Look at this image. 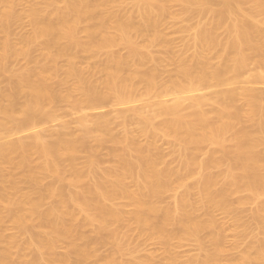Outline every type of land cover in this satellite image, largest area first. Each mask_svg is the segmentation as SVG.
I'll return each mask as SVG.
<instances>
[{"label":"bare ground","instance_id":"bare-ground-1","mask_svg":"<svg viewBox=\"0 0 264 264\" xmlns=\"http://www.w3.org/2000/svg\"><path fill=\"white\" fill-rule=\"evenodd\" d=\"M20 1H25L26 3H23L28 5L26 11L20 12H25L30 18L31 28L33 26L31 29L33 38L26 40L23 38L21 42L31 43L33 39L34 42L41 40L42 43L38 41L39 49L47 52V59L50 58L53 63L56 60L60 63L58 59H65L66 65L63 66L61 62L63 67L55 68L57 64L52 67L51 63H48V67L40 65L39 68H34L36 70H29L30 66L25 65L29 69L25 67L26 69L19 73L15 71L13 78L8 79L10 81L8 85L5 87L3 84V89L0 88V140L4 136L7 137L3 139L7 140L14 134L28 128L33 129L46 120H52L58 108L68 103H74L72 106H76L79 110H96L107 104L124 106L141 99L144 101L147 100V96L152 95L156 97L177 95L178 98L173 102L174 104L171 103L172 105L164 101L157 104L154 103L155 101L153 104L151 102L152 106L147 103V107L153 112L151 116L148 115L149 113H145L147 114L145 116L143 112L145 107L141 110L132 107L130 113L124 110L123 112L120 110V113L116 112L119 114L117 116L119 120L114 121L115 126L119 121L125 128V130L123 128L125 132H120L121 134L118 135L113 133L117 132L121 125L118 123L120 126H116L117 129L113 130V121L109 119L114 114L109 115L107 119L105 116L87 114L79 121L83 126L82 133L80 132V136L73 139H67L63 133H60L55 135L52 142H47L40 133L35 132L30 139L27 138L29 140L0 141V244L5 245L0 249V264H89L88 262L93 261L91 259L94 257L93 264H98L95 262L98 261L97 248L102 243L101 240L102 244H106L104 234H107L108 240H112L109 241L110 245L116 246L114 245L113 248V256L110 253V256L106 255L100 259L108 260L109 264H153L152 259L147 257L138 258L141 260L126 259L127 261L118 259L119 254L125 255L124 240L129 236L128 230L135 229L133 223L138 227L135 230L140 229L141 234L161 241L167 251H165L166 258L162 259H165L163 263L166 264H264V238L263 240L257 238V241H254L256 243L253 242L255 245H250L238 256L226 258L223 232L227 230V226L224 229L225 222L222 223L223 221L215 217L220 211L226 212L227 215L231 214L236 207L233 208L232 202L236 200L232 201V197L243 194L242 198L240 196L241 203L256 205L254 218L261 224L260 230L264 234V151L261 150L264 147V106L261 97L260 104L258 96L251 90L240 89L239 92L238 89L234 91L233 87L231 91L230 87L229 92L225 89L226 92L220 94L224 90V85L225 87L227 85L225 83L229 75L239 78L249 63L264 59V20H257L256 13V9L263 8L262 0H249L252 6L253 4L256 6V9L252 8L254 11L252 9L249 11V8V12L245 11V7L243 9L241 0L239 2L238 0L218 2L216 0L214 2L213 0H130L135 9H130L135 11L130 14L121 13L127 8L124 7L123 10L119 6L127 5L119 0H0V6L4 7L3 12L0 13V35H7L12 24H16L15 22L21 18V13H16ZM172 1L173 3L175 1L176 5L181 4L183 9L186 8V13L190 14L188 10H191L195 17L197 14L212 13L213 18L211 20L210 17L211 21L208 23L205 21L204 25L198 23L199 29L194 43L197 53L194 61L189 62L184 56L168 61L162 59L168 64L170 61L175 65L174 70L167 68L170 70L168 71L164 66L163 71L158 65L157 68H153L155 65L152 64L158 58L156 56L157 59L153 58L151 54L154 53H151L150 48L153 45H165L169 49L173 47L174 42L167 38V34L162 33L166 29L164 26L170 23L164 21L173 20L172 18L175 20L178 17L176 14L173 17L171 13L173 4L170 3L171 11L170 6H167L168 2ZM129 2L127 4H130ZM215 6H219V9H214ZM183 12L185 13V10ZM222 31L226 33V38L223 40L219 38ZM82 32L87 34L88 40L80 35ZM8 36L13 38L9 34ZM140 39L142 42H139ZM9 45V40L0 43L1 79L9 78L8 69L12 73L14 70L11 69L13 65L10 64V68L7 64L12 57L4 50ZM18 45L16 49H13L15 46L12 49L10 47L12 51L15 50V56L20 58L34 56L30 54L32 49L26 48V44L20 45L19 49ZM115 47H126L128 54L115 53ZM78 48L82 51L79 55L86 53L94 57L99 53L106 57L103 65L100 66V62L95 63L99 67H92L94 71H88V67L93 64L86 69L89 74L90 71L93 72L94 76L97 75L95 71L99 72V75L105 74L102 75L104 79L101 80L98 79L99 75L98 78L92 75L98 79V82L100 80L99 83H92L94 79L91 78V74L90 80L89 74L86 75L88 72L79 68L80 60L87 61H83L82 56L86 58L89 55H82L80 58L76 51ZM212 53H216L215 57L217 55L221 58L222 65L219 67L212 65V58H215L211 57ZM15 56L14 58L19 60V57ZM33 63L32 65L36 67ZM36 63L38 66L39 62ZM155 63L161 64L160 61ZM165 71L170 72L169 74L167 72L170 77L163 73ZM61 74L63 77L60 76ZM162 74L169 78L166 84L161 83ZM5 75L6 77H3ZM58 75L61 78L58 79L61 80L60 84L55 83V80L58 81ZM53 78L54 81H51ZM49 81L53 82L52 85ZM157 81H161L160 84ZM54 83L57 86L53 85ZM214 83L221 86L224 84L223 88L218 87L223 90L220 91L218 88L219 92L216 90L220 95L218 93L212 96L199 95L202 92L200 90ZM158 84H163V87ZM195 92L199 97L192 96L187 100L186 94L196 96ZM181 94L185 95L180 97ZM240 99L244 101L243 104L240 103L242 106L237 104L242 102L239 101ZM187 101H191L188 107ZM155 120L161 122L154 125ZM135 122L145 124L138 136L127 131L128 125L136 124ZM139 134L147 139L146 145L144 143L141 145ZM159 138L178 147L179 154L181 153L183 157H180L182 159L180 169H173L165 162V156L162 150L160 154L157 145ZM91 140H93L92 145L96 141L94 145L98 149V144L114 143V148L111 150L113 157L110 156L115 159V162H111L112 165L114 164L111 165L112 167L102 169L101 163L104 161H100L97 154H94L96 156L94 157L90 151L93 157L88 158L89 163L88 161H86L87 165L86 162L84 163L86 167H83L84 164L80 165L77 158L80 153L79 144H88L87 142ZM92 145L87 146L89 150L90 148L91 151L98 150L93 149L94 145L93 147ZM205 145L213 147L214 150L211 151L209 148L210 153L202 160L198 158L200 155L198 153L204 152L201 149ZM83 146H81L82 150ZM35 156L36 161L38 158L37 162ZM7 166L15 170L20 168V174L24 175H20L23 180L20 181L18 179L20 177H16L19 174L13 173L12 169L7 171ZM67 170H69L68 175H71L70 180L64 177ZM46 178L53 179V183L50 185L44 183L48 186L43 187ZM188 178L192 180V182L189 180L191 184L184 185ZM65 180L69 182L65 183ZM128 180L133 181V187L129 186L133 184L128 183ZM22 181L23 184L27 183L26 186L30 185L31 189L21 186ZM21 187H24L26 192ZM180 189L183 192H178ZM168 192L176 193L174 205L162 207L161 200ZM51 198L54 199L53 204L44 209L43 205L44 207L48 205L45 201ZM120 200H127L130 205L120 206L117 204ZM238 200L239 198L237 202ZM243 204L241 205L245 206ZM130 206L132 209L127 211L126 207ZM202 211L206 216H210L206 219L202 218ZM5 217L13 223L9 222L16 228L12 226L14 230H18L15 233L19 234L13 236L12 233H9L10 236L5 234L7 230L5 227L4 232L3 224L8 221L4 223ZM78 218L82 219L81 222ZM121 227L128 228L129 233H123L121 230L123 233L121 234H125V237L121 235L123 241L119 243L120 239L118 241L117 238H120L118 233L120 230L117 229ZM86 228L101 234L98 235L100 240L87 236L84 233ZM203 233L207 234V237L202 236ZM102 235L105 236L104 239H101ZM21 237L25 239L24 243L21 241L22 246L19 243ZM173 240L194 241L201 250L209 245V250L201 257L184 261L173 252ZM62 244L67 250L65 254L60 255L57 254L56 248ZM17 247L21 249H18L20 251L18 259L15 254L18 253ZM118 261L120 263H117Z\"/></svg>","mask_w":264,"mask_h":264},{"label":"rangeland","instance_id":"rangeland-1","mask_svg":"<svg viewBox=\"0 0 264 264\" xmlns=\"http://www.w3.org/2000/svg\"><path fill=\"white\" fill-rule=\"evenodd\" d=\"M116 1V0H115ZM119 1H121V3L122 4H125V5H127V6H124V5H120L119 7L121 8L122 7V9L124 8V7H126L127 9H123L124 11H121V13H123V14H130V13H133V12H135V11H131V10H133L134 9V5L132 4V2L130 1V0H126V1H124V2H122V0H119ZM130 1V2H129ZM169 1V0H168ZM208 1H210V0H208ZM212 1V0H211ZM219 0H216V2H218ZM240 0H238V2H239ZM244 3H243V2ZM251 1V0H250ZM249 0L247 1V0H241V2L240 3H242L243 4V9H245V11H248V9H249V11L252 9V8H254V9H256V6H254V4H253V6H252V4H251V2H250ZM21 2V1H20ZM23 2H25V1H22L21 3H19L18 2V4H17V6H18V8L16 7V9L17 10H19V12H17V10H16V13H18V14H20L22 11H26L27 9L26 8H28L27 6L28 5H26L25 3H23ZM130 3V4H127V3ZM213 2H214V0H213ZM245 2H247V3H245ZM264 0H262V7L264 8ZM120 3V4H121ZM173 4L172 6H173V12H171V13H173V17H175V14L176 15H178V17H176V19L174 20V18H172L173 20H171V19H169V20H165L164 22H166L167 23V21H168V23H169V25H166V26H164L165 24H163V26L166 28H164L165 30V33H164V31H162L163 29H162V27H161V31H162V33L165 35V34H167L168 35V37H167V35H166V37L172 42H174V44H172L173 45V47H172V49H169L168 47H166L165 45H162V46H159V45H153V46H151V50L150 51H152L151 53H154V54H151V55H153V58L155 57L158 61H160V63L161 64H159V63H155V62H158L157 60L151 65L153 68H157L158 66V68L160 69V67L162 68V70H163V67H164V69H166V70H168V69H175V65L173 64H171V62L169 61V64L171 65V67H169L170 65L168 64V62L166 63V62H164L163 60H166V61H168V60H170V59H178L180 56H184L185 58H187V60L189 61V62H193L194 61V57H195V53H197L196 51H197V49L196 48H194V43H195V37H196V34H197V31H198V27H199V24L200 25H204V24H206V22L208 23V22H210L211 20H212V18H213V15H212V13H208V14H204V15H199V14H197V17H195L196 15H194V13L191 11V10H188V11H190L191 13L189 14V12L188 13H186L187 12V9L186 8H184L183 9V6L181 5V4H174V3H176L175 1H174V3H173V1L172 2H168V4H167V6L169 7V10L171 9L172 10V6H171V4ZM22 4V5H21ZM132 4V5H131ZM63 5V3L61 4V6ZM130 5L132 6L131 8H130ZM180 5V6H179ZM249 5H251V6H249ZM2 6V5H1ZM0 6V13H2L3 12V6L1 7ZM26 6V7H25ZM24 7H25V9H24ZM245 7V8H244ZM133 8V9H132ZM263 8H259V9H256L257 11H256V13H257V20H259V19H261V21H263L264 19V9ZM116 9H118L119 11H120V9L119 8H116ZM115 9V10H116ZM131 9V10H130ZM183 9V10H182ZM214 9H216V10H218L219 9V6H215L214 7ZM2 10V11H1ZM22 10V11H21ZM118 10H116V11H118ZM135 10V9H134ZM170 10V11H171ZM185 10V13L183 12ZM253 10V9H252ZM21 11V12H20ZM118 11V12H119ZM248 11V12H249ZM254 11V10H253ZM259 11V12H258ZM1 15V14H0ZM21 18L17 21V22H15L16 24H12V26H11V28H10V31H9V35H11L13 38L11 39L10 38V36H8V34L6 35V34H2V35H0V43L1 42H3V40H9V42H10V45L8 46L9 47V49H8V47L7 48H5L4 50L7 52V53H9L10 55H11V57L13 58H10V60L8 61L9 63H7V64H9V67H10V64H11V66H12V68L11 69H14V70H12L13 71V73L11 72V70L10 69H8L9 70V72H11V73H7V75L9 76V78L8 77H6V75L5 76H3V77H6V79L8 80H11L12 78H13V75L14 74H16V72L15 71H18L17 73H19V72H21V70H25L26 68L25 67H27V66H25V65H28V66H30V69L27 67V69H29V70H36L37 68H39L40 67V65H41V67H43V66H45V67H48V63L50 64L51 63V66L52 67H54V64L56 65L57 64V66H55V68L57 67V68H61V67H63L64 66V64L66 63V61H65V59L64 60H62V59H58V60H60V63H59V61H54V63L52 62V60L50 59V58H48L47 59V52L46 51H44V50H42L41 48V50L39 49V43H38V41H41V40H38V41H36V42H34V39L31 41V43L28 41L27 43H22L23 42V40L25 39H31V38H33V37H31V35H32V31H31V29L33 28V26H32V28H31V21H30V18L28 17V16H26L25 15V12H23V13H21ZM24 16H25V18H24ZM259 16V17H258ZM172 17V16H171ZM211 17V18H210ZM202 18V19H201ZM211 20H210V19ZM206 19V20H205ZM208 19V20H207ZM206 21V22H205ZM200 22V23H199ZM20 23V24H19ZM167 23V24H168ZM199 23V24H198ZM198 26V27H197ZM13 27H15V28H13ZM179 28H181L182 30H180ZM14 31H13V30ZM178 29H179V31H178ZM12 30V31H11ZM184 30V31H183ZM14 32V33H13ZM13 35H12V34ZM29 33V34H28ZM26 34H27V36H26ZM84 34V35H83ZM226 33H224V31H222V32H220V34H219V38L220 39H225L226 38V35H225ZM22 35H24V37L22 36ZM30 35V36H29ZM80 35H82V37L84 38H87V34L86 33H84V32H82V33H80ZM22 36V37H21ZM27 37V38H26ZM30 37V38H29ZM82 37H80L83 41H84V39L82 38ZM8 38V39H7ZM11 40H10V39ZM24 38V39H23ZM171 38V39H170ZM14 39V40H13ZM19 39H20V41H19ZM22 39V40H21ZM13 40V41H12ZM85 40H88V38L87 39H85ZM12 41V42H11ZM19 41V42H18ZM22 41V42H21ZM142 42V39H140L139 40V42ZM21 42V43H20ZM15 45H14V44ZM41 43H42V41H41ZM19 44V45H18ZM24 44H26L25 46H26V48H28L29 47V50H30V48L32 49V51L30 50V54L33 56V57H30V56H28V58L27 57H24V58H20L19 56H15L14 55V51L15 50H11L12 49V47H14L15 46V48H13V49H16L17 48V45H18V49H19V47L21 48V46L20 45H24ZM30 44H32V45H29ZM41 45V44H40ZM157 46H159V48L157 47ZM10 47H11V49H10ZM156 48V49H155ZM8 49V50H7ZM195 49H196V51H195ZM12 52H11V51ZM168 50V51H167ZM43 51H44V53H43ZM53 51V50H52ZM76 51H78L77 53H78V55H79V52H81L82 53V51L78 48V49H76ZM171 51H173V52H171ZM46 52V53H45ZM114 52L115 53H119V54H125L126 53V55L128 54V49L125 47H118V48H114ZM168 52V53H167ZM80 53V58H81V56L82 55H89V54H86V53H83V54H81ZM101 53V52H100ZM173 53V54H172ZM184 53V54H183ZM29 54V55H30ZM44 54V55H43ZM104 54L106 55V53L104 52ZM121 54V55H122ZM182 54V55H181ZM193 54H194V56H193ZM213 54V56L211 55V57H215V54L216 53H212ZM98 55V56H97ZM96 56H92V55H89V57H86L85 58V56H82V58L81 59H83V61H85V60H87V61H85V62H82L81 60H80V63H79V68L80 69H82L84 72L86 71V73L89 71V70H91V71H94V68L95 67H99V65L100 64H102L103 65V63L106 61V57L103 55V54H97ZM14 56L17 58V57H19V60L18 59H15L14 58ZM176 57V58H175ZM26 58V59H25ZM32 60H35V61H32ZM35 58V59H34ZM88 58V59H87ZM11 59H12V62H13V64H12V62H11ZM23 59H25V62L23 63ZM46 59H47V61H46ZM163 59V60H162ZM14 60V61H13ZM16 60V61H15ZM20 60H22V61H20ZM45 60V61H44ZM105 60V61H104ZM264 60V59H263ZM263 60H259V62H258V60H255V61H252L251 62V64L249 63L248 64V66L243 70L244 72H242V77L241 76H239V78H236V76L235 75H233V76H231V75H229L228 76V81L225 83V84H227L226 85V87H225V85H224V88H223V85L221 86V85H216L215 83L214 84H211V85H209V87L208 88H204V90H200V91H202V92H200V91H197V93H199V95L200 96H202V95H206V96H212V95H217V93L219 92V90L218 89H220V91L221 90H227L228 89V91L227 92H229L230 90L231 91H233V89L235 88V90L234 91H237L236 89H238V91L241 89L242 91H245V90H251V92L252 93H254L255 95H257L258 96V101H259V103H260V97H261V103H263L262 105L264 106V61ZM17 61H19V62H17ZM31 61V62H30ZM36 61L37 62H39V64H38V66H37V63H36ZM256 61H257V63H256ZM16 62V63H15ZM27 62H29L30 64H28ZM32 62H34L33 64L36 66V67H34L33 65H32ZM41 62V63H40ZM46 62V63H45ZM56 62V63H55ZM61 62L63 63V66H62V64H61ZM100 62V63H99ZM254 62V63H253ZM36 63V64H35ZM53 63V64H52ZM82 63V64H81ZM84 63V64H83ZM95 63H99V65H96ZM167 65H166V64ZM46 64H47V66H46ZM59 64V65H58ZM93 64V66H89V65H92ZM95 64V65H94ZM43 65V66H42ZM66 65V64H65ZM150 65V64H149ZM149 65H148V67H149ZM158 65V66H157ZM212 65L214 66V67H219V65H222V60H221V58L220 57H218L217 55H216V57L215 58H212ZM50 65H49V67H51ZM61 66V67H60ZM83 68H82V67ZM87 66H89L88 67V71L86 70L87 69ZM101 66V65H100ZM167 66V67H166ZM173 66V67H172ZM8 67V68H9ZM14 67V68H13ZM21 67H22V69H21ZM24 67V68H23ZM90 67H91V69H90ZM92 67H94V68H92ZM152 67H150V68H152ZM259 67V68H258ZM262 67V68H261ZM34 68H36V69H34ZM168 68V69H167ZM260 69V70H259ZM20 70V71H19ZM161 70V69H160ZM90 71V74H91V78H93L94 80L92 81V83H95V82H98L97 80L98 79H104V77L102 76V75H104L105 76V74H101V75H99L100 73L99 72H97V71H95L96 73H97V75H93L94 73L93 72H91ZM164 71V70H163ZM168 71H170V70H168ZM168 71H165V72H163V73H165V75L167 74V72ZM262 71V72H261ZM261 72V73H260ZM93 73V74H92ZM170 72H168V74H169ZM88 74H89V72L86 74L87 76H88ZM90 74H89V79L91 80V78H90ZM166 75V76H168V77H170V75ZM259 74H260V76H259ZM95 77V78H98V79H95L93 76ZM99 75V76H98ZM246 75V76H245ZM60 76H62V74L60 75ZM98 76V77H97ZM161 76H163V77H165V78H163V77H161ZM166 76H164V74H162V75H160V78H161V80H162V82L161 81H157L159 84H160V82L161 83H164L165 82V84L168 82V77H166ZM254 76H256V77H254ZM63 77V76H62ZM101 77V78H100ZM103 77V78H102ZM11 78V79H10ZM55 78H57V77H55ZM55 78H53L51 81H54V79ZM159 78V77H158ZM159 78V79H160ZM168 78V79H167ZM259 78H261V79H259ZM262 78H263V80H262ZM6 79H1L0 78V80H2L1 82H3V83H1L0 82V84H1V86H0V88L1 89H3V87H4V85L3 84H5V87L8 85L7 83H9L10 81L8 80V82H6L7 80ZM58 79H61L60 77H59V75H58V78H57V80ZM258 79V80H257ZM6 80V81H5ZM100 80H99V82H100ZM158 80V79H157ZM164 80H166V81H164ZM4 81L6 82V83H4ZM50 82V81H49ZM98 82V83H99ZM51 83H53V82H50V85H52ZM55 83L56 84H60L61 83V80H58V81H56L55 80ZM55 83L53 84V85H55ZM158 84V85H159ZM164 84V85H165ZM228 84H229V86H228ZM3 86V87H2ZM55 86H57V85H55ZM159 86H162L163 87V84H161V85H159ZM218 87H221V88H223V89H221V88H218ZM232 89H231V88ZM234 87V88H233ZM218 88V89H217ZM229 88H230V90H229ZM5 89V88H4ZM244 89V90H243ZM218 92H217V91ZM221 91V93L220 94H223L222 92H226V90L225 91ZM258 91V92H257ZM239 92H241V91H239ZM262 93V95H261V93ZM196 92H195V94H196V96L193 94H191V95H189V94H186V98H188V97H190V98H192V96H193V98L194 97H199V95L197 94ZM203 93V94H202ZM0 94H1V92H0ZM219 93H218V95H220ZM185 94H181L180 95V97H183ZM153 96L154 95H152V96H147L148 98H146V97H144V99L146 98L147 100H144L143 101V99H141V100H138V102H134V103H131V104H126L127 105V107H126V105H122V106H117V105H114V104H107V106L106 105H102L101 107H99V108H96V110L95 109H91V110H83V109H77V107L76 106H72V104H74V103H65V104H67L66 106L65 105H62V108L60 107V108H58L59 110H58V112H55L56 114H55V117L51 120V119H49V120H46V121H44V122H42V123H40L39 125H37V127H33V129L32 128H28L27 130H24V131H22L21 133H17L15 136L13 135V136H10L7 140L8 141H10L11 139L13 140V141H16V140H29L30 138H31V136L33 135V133H35V132H38V133H40L42 136H43V140H45V141H47V142H52L54 139H55V135H57V134H60V133H63L64 134V136L67 138V139H73L74 137H77V136H80L79 134H80V132L81 131H83V129L81 130V128H83V126L79 123V121H80V118H82L83 117V115L85 116V115H87V114H91V115H94L95 114V116H97V115H99V116H105L106 117V119H107V117L109 116V115H111V114H114L113 116L111 115V117L109 118L110 119V121H113V123L112 124H114V126H113V130L114 129H117V127L118 126H120L121 124H120V122L119 121H117L120 125H118V123H117V127L115 126V123L116 122H114V121H116V120H119V118L117 119V116L119 115V114H116V112L118 113H120V110H121V112H123V110L126 112V113H130L132 110H133V108L134 109H139V110H141V109H143L144 107H145V109H143L144 111V114L145 113H149L148 115L149 116H151L152 115V111H151V109L150 108H148L147 107V105H151L152 106V104H153V102L154 103H159L160 101L162 102V101H164V103H168V105H172V104H174L173 102H175V100L178 98V96L177 95H168V97H166V96H164V97H162V95H157V97H158V99H157V97L156 96H154V98H153ZM262 96H263V100H262ZM150 97V98H149ZM170 97L172 98V99H170ZM190 98H188L187 100H189ZM152 99V101H150ZM155 99V100H154ZM160 99V100H159ZM162 99V100H161ZM164 99V100H163ZM169 99V100H168ZM172 100V101H171ZM243 99H240L239 101H242ZM192 101V100H191ZM191 101H189V102H191ZM151 102H152V104H151ZM160 102V103H161ZM189 102L187 101V103H186V106L187 105H191V104H189ZM148 103V104H147ZM163 103V102H162ZM172 103V104H171ZM240 103H244V101H242V102H238L237 104H239V106H242ZM260 103V104H261ZM135 104V105H134ZM147 104V105H146ZM155 105V104H154ZM135 106H137V107H135ZM150 106V107H151ZM133 107V108H132ZM140 107V108H139ZM188 107V106H187ZM128 108V109H127ZM131 108H132V110H131ZM76 109V110H75ZM195 109V108H194ZM81 110H83L82 112H81ZM79 111V112H78ZM110 111V112H109ZM129 111V112H128ZM146 111V112H145ZM109 112V113H108ZM98 113V114H97ZM102 114H104V115H102ZM147 114H145V116H147ZM116 115V116H115ZM112 118V119H111ZM116 118V119H115ZM108 119V120H109ZM113 119H115V120H113ZM156 121V120H155ZM153 122V124L155 123V124H158L157 122H161V120L159 121H156V122ZM91 123V122H90ZM89 123V124H90ZM136 123V122H135ZM141 123V122H140ZM92 124V123H91ZM90 124V125H91ZM154 124V125H155ZM160 124V123H159ZM250 124V123H249ZM81 125V126H80ZM122 126V125H121ZM121 126H120V128H118L116 131L117 132H115V133H113V134H115V135H118L120 132H122V133H124L125 131H123V128H124V126H122V128H121ZM129 127H127V128H129V130L127 129V131H130L131 133H134V134H137L136 136H138V133H141V129H143L144 127H142V126H145V124L144 123H141V124H132V125H128ZM158 126V125H157ZM156 127V126H155ZM140 129V130H139ZM113 130H112V132H113ZM122 130V131H121ZM124 130H125V128H124ZM34 131V132H33ZM119 131V132H118ZM135 131H137V132H135ZM139 131V132H138ZM82 133V132H81ZM30 134V135H29ZM121 134V133H120ZM122 136V135H121ZM5 137H7V136H4L3 138H5ZM139 137L140 138H138V139H140V143H142L141 145H143V143H144V145H146L145 144V142L147 143V139L146 138H144L143 137V135H140L139 134ZM2 138V140H0L1 142L4 140ZM27 138H29V139H27ZM7 140H4V142H8ZM11 140V141H12ZM94 140V139H93ZM93 140H91V142H87L88 144H84V143H81V144H79L80 146H79V150H80V153H78V155H79V157H77L78 158V162L80 163V165L81 164H84L86 161H88V163H89V157H90V159L94 156V154H97V156H98V159L100 160V161H104V163H101V164H103L102 166H101V168L103 169H107V168H109L111 165H112V163H113V161L115 160H113L112 159V154H111V150L114 148L113 147V144H111V142H109V141H106L108 144L106 145V143L104 142V143H102L103 144V146L101 147V145L102 144H96L97 145V147H99V149L98 148H96L95 147V143H96V141H95V143L93 144L94 145V147H93V145H92V142H93ZM139 141V140H138ZM89 143H90V145H89ZM83 144L85 145V147L83 146ZM92 145V147H93V149L94 148H96V149H98V150H92L91 151V148H90V150H89V148L88 147H90ZM100 145V146H99ZM107 146L106 148H105V146ZM157 145H158V148L160 149L159 151H160V154H164V156H165V158H164V156H162L163 158H164V160H165V162H167L168 164H170V165H167V163L165 164V165H167V166H170L171 168H175V169H178L179 167H180V165H182L181 164V162H182V159L181 158H183L182 156H181V153L179 154V150H178V147L175 145V144H173V143H171V142H169V141H167V140H165V139H162V138H159L158 140H157ZM81 146H83L84 148H83V150H82V148H81ZM88 146V147H87ZM115 146V145H114ZM209 145H205V146H203L202 147V151L204 150V152H202V153H198V154H200V155H198L199 157V159L201 158L202 160L203 159H205L206 158V155L208 154V153H210L209 151H210V149L209 148H211V147H208ZM86 147H87V149H86ZM206 147V148H205ZM208 147V148H207ZM101 148V149H100ZM103 148H105V150L103 149ZM161 150H162V153H161ZM214 149H213V147L211 148V151H213ZM261 150L262 151H264V147H262L261 148ZM93 154V156H92V154L90 153V152ZM96 151V152H95ZM98 151V152H97ZM101 151H102V153H101ZM83 152H85V153H83ZM95 152V153H94ZM110 152V153H109ZM109 153V154H108ZM220 153V152H219ZM102 154V155H101ZM89 155V156H88ZM180 155V156H179ZM221 155H222V152H221ZM106 156H108V157H106ZM110 156H112V157H110ZM94 157H96V156H94ZM104 157V158H103ZM106 157V158H105ZM181 157V158H180ZM101 158V159H100ZM108 158V159H107ZM35 161H36V156H35ZM86 159H88V160H86ZM110 159H112L111 161H110ZM37 161H38V158H37ZM36 161V162H37ZM78 162H76L75 161V164H77V165H79L78 164ZM108 162V163H107ZM112 162V163H111ZM115 162V161H114ZM87 162L85 163L86 165L88 164ZM85 164L83 165V167H86L85 166ZM80 165H79V167H80ZM114 165V164H113ZM112 165V166H113ZM165 165H163V166H165ZM82 166V165H81ZM111 166V167H112ZM83 167H81V168H83ZM7 168V169H6ZM5 169L7 170V171H10L9 169H12L11 167H9V166H7ZM181 168V167H180ZM179 168V169H180ZM18 169H20V168H17L16 170L15 169H12V172L13 173H15V174H19V175H15L16 177H20V178H18L20 181L21 180H23V177H21L20 175H23L22 173L20 174V172H21V169L20 170H18ZM16 171V172H14V171ZM17 171H18V173H17ZM68 171L69 170H67L65 173V175H64V177H65V179L66 180H70V178H71V175H68ZM216 171V170H215ZM214 171V172H215ZM22 172H24V171H22ZM217 172V171H216ZM69 177H68V176ZM24 176V175H23ZM46 181H43V184H42V186L44 187H46V186H48V185H50L51 183H53V179H51V178H46L45 179ZM65 180V183H68L69 181H66ZM192 182V180L191 179H189L188 178V180L185 182V179H184V181L183 182H185V183H183L184 185L186 184V185H188V183H189V185L191 184L190 183V181ZM129 181V180H128ZM130 181H131V179H130ZM128 182V183H130V184H133L132 182ZM189 181V182H188ZM44 183H47V184H45L44 185ZM127 183V184H128ZM21 184H23V181L21 182ZM20 184V185H21ZM27 185V183H25L24 182V184L23 185H21V186H26ZM129 185V184H128ZM66 186H67V184H66ZM129 186H131V187H133L134 186V184L133 185H129ZM24 187H21L22 188V190L24 189ZM26 187H28L29 189H31L30 188V185L29 186H26ZM23 191H25L26 192V190L24 189ZM27 191H28V189H27ZM178 192H183V190H179ZM175 194L176 193H174V192H168V194L166 193L165 194V196H163V199L161 200L162 201V203H160L161 204V206L162 207H167V206H173L174 204V200H175ZM180 194V193H179ZM245 194L246 193H244V196H245ZM247 195H248V193H247ZM246 195V196H247ZM240 196H241V198L243 197V194H241V195H239V197H238V195L237 196H234L235 197V199H234V197H232L233 199H232V201L233 200H236V201H234V202H232V203H234L233 205V208H234V211H235V214H234V211L230 214V213H228V215L226 214V212H224V213H222L221 211L220 212H218L216 215H215V217L216 218H218L219 219V221H223L222 223H224V229H225V226H227V230L225 229L224 230V234H225V237H224V234H223V237H224V239H225V242H223V247H224V251L226 252V253H224L225 255H226V258H229V257H227V256H230V258L231 257H234V256H238L240 253H242L243 251H245L247 248H249L250 247V245H255L254 243H256V242H254V241H257L256 239L258 238V240L259 239H261V240H263L262 238H264L263 236H264V234H263V232L260 230V228H261V224L260 223H258L257 222V220L254 218V214H255V212L254 211H256L255 209H256V205L254 204H243V203H241L240 202ZM174 198V199H173ZM239 198V202H237V199ZM48 203H47V202ZM45 201V203L46 204H48V205H46L45 207H44V205H43V208L45 209V208H47V207H50L52 204H53V202L52 201H54V199L52 200V198L51 199H47ZM121 201V202H120ZM119 201V203L117 202V204H119L120 206L121 205H124V206H129L130 204H129V202L127 201H122V200H120ZM238 203H239V205H238ZM51 204V205H50ZM129 204V205H128ZM173 204V205H172ZM237 204V205H236ZM241 204H243V205H245V206H242ZM239 210H238V209ZM132 208H131V206L130 207H126V210L127 211H130ZM235 209H237V210H235ZM200 214H201V212H200ZM229 214H230V216H229ZM232 214H234V215H232ZM205 215V216H204ZM232 215V216H231ZM201 216H202V218H207V217H209L210 215H207L206 216V214H205V212H203L202 211V214H201ZM6 218L7 217H5V221H4V223L7 221V223H5V224H3L4 226H3V230L5 229V227H6V232H5V230H4V232H5V234L7 233V235L9 234V233H12V235L11 234H9V236L11 235V236H13V235H17V234H19V233H15V232H18V230H14V225H12L13 223L11 222V221H9V219H7L6 220ZM79 219V221L81 222V220H80V218H78ZM236 221V222H235ZM9 222L10 223H12L11 225L9 224ZM78 222V221H77ZM220 222V223H221ZM237 223V224H236ZM130 224V223H129ZM227 224V225H226ZM6 225V226H5ZM7 225H8V227H7ZM130 225H132V224H130ZM134 225V226H133ZM133 227L136 229V228H138V227H136L135 226V224L133 223ZM222 225V224H221ZM233 225L235 226V227H233ZM14 228H13V227ZM223 226V225H222ZM127 227V226H126ZM126 227H121V229H117V230H120V232L118 231V233H120V238H117L118 239V241H119V239H120V241H119V243L121 242V241H123V240H121V237L122 236H124V235H122L123 233H126V232H128L129 233V236H126V237H128L127 239H126V237H125V249H126V251H125V255H124V253H123V255L124 256H121L120 254L118 255V256H120V257H118V259L119 260H123V259H132V260H136V259H138V258H141V259H144V258H150V259H152V263L153 264H166V263H163V261L165 262V259L164 260H162L163 258H166V256H167V251L165 250V248H163L164 246H162V243H161V241L160 240H158L157 238H151V236L149 237V236H145V235H143V234H141V232H140V229H138V230H135V229H133V227L131 228V229H133V231H130V230H128L127 231V229L129 228V225H128V228H126ZM131 227V226H130ZM13 228V229H12ZM120 228V227H119ZM125 228H126V230H125ZM16 229V228H15ZM130 229V228H129ZM121 230H123L122 232H121ZM125 230V231H124ZM85 231L86 232H84V233H86V235L87 236H89V237H93L94 239H97V240H100V239H98V235H101V234H97L96 232V234L93 232V229L91 230L90 228H86L85 229ZM139 231V232H138ZM226 231V232H225ZM122 233V234H121ZM146 232H144V234H145ZM206 234V233H205ZM263 234V235H262ZM106 237H107V234H104ZM104 235H102L101 236V239H104ZM122 235V236H121ZM128 235V234H127ZM118 236V237H119ZM202 236H204V237H207V234L206 235H204V233H203V235ZM100 237V236H99ZM105 237V239L104 240H106L105 242H106V244L104 243V244H102L103 243V241L101 240V242L102 243H100V245L98 246V248H97V255H98V259H96V260H98V261H95V262H97L98 264H109L110 262L107 260V261H105L104 259H102L104 256H106V255H108V256H113V248H115L114 247V245L115 244H112L113 245V247L110 245L111 243H109V241L111 242L112 240H108L107 238ZM124 237H123V239H124ZM203 237V238H204ZM91 238H89V240H90ZM94 239H92V241L94 240ZM24 240L25 239H23V237H21L20 238V241H19V243H20V245H21V241H22V243H24ZM95 241V240H94ZM107 242L109 243V244H107ZM254 242V243H253ZM259 242V241H258ZM257 242V243H258ZM85 243V242H84ZM83 243V244H84ZM112 243H114V242H112ZM82 244V245H83ZM86 245H87V243H85ZM97 244V243H96ZM102 244V245H101ZM172 244H173V252L176 254V255H178L179 256V258L181 259V260H189V259H195V258H197V257H201L203 254H205L206 253V251H208L209 250V245L208 246H206V249H200L201 247L196 243V242H194V241H183V242H181V241H177V240H173L172 241ZM19 245V246H20ZM120 245H122V248H123V244L121 243ZM3 246H5L4 244H0V249H2V247ZM22 246V245H21ZM116 246V245H115ZM97 247V246H96ZM20 248V247H19ZM18 247L16 248V251L18 252V253H16L15 252V254H16V258L18 259V257H19V250H21V249H19ZM66 248V246L65 245H59L56 249V251H57V254H60V255H62V254H65L66 253V250L67 249H65ZM19 249V250H18ZM125 249H123V250H125ZM15 251V250H14ZM166 251V252H165ZM115 252H116V250H115ZM123 252V251H122ZM110 253H112V254H110ZM14 254V255H15ZM17 254H18V256H17ZM110 254V255H109ZM228 254V255H227ZM97 257V256H96ZM100 257H102L101 259H100ZM121 257H122V259H121ZM14 258H15V256H14ZM15 258V259H16ZM95 258V257H94ZM94 258H92L91 260H95ZM141 259H138V260H141ZM126 260V261H127ZM162 262H161V261ZM90 261V260H89ZM93 261H90V262H92V264H93ZM90 262H88L89 264H90ZM117 263H120L119 261L117 262ZM95 264V263H94ZM113 264V263H112ZM115 264V263H114ZM121 264V263H120Z\"/></svg>","mask_w":264,"mask_h":264}]
</instances>
